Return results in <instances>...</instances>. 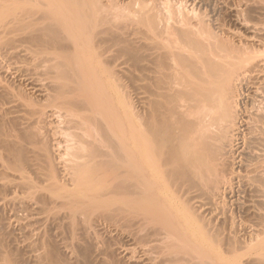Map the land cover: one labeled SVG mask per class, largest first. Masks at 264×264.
I'll return each instance as SVG.
<instances>
[{
    "label": "bare ground",
    "instance_id": "obj_1",
    "mask_svg": "<svg viewBox=\"0 0 264 264\" xmlns=\"http://www.w3.org/2000/svg\"><path fill=\"white\" fill-rule=\"evenodd\" d=\"M2 1H5L6 3L10 1L8 3L9 5L0 3L1 6H5V8L8 6L10 7V5L13 3H17L15 4L16 6L14 4L13 5L16 7L17 11L20 10L21 14H17V12L12 14L14 11L13 5H11V7H13V11L8 10V12H11L9 14L5 13L6 9L0 6V8L4 10V13H0V26L2 24L4 25H2L3 27L0 28V46H4H1L0 52H5L11 47V52L12 50H15V54L14 52L12 53L16 57V54L22 47L24 50L21 48V52L25 53H22L23 55L20 53L21 56L23 57L24 55L26 56V54H28L27 57L31 56V59L35 58L34 60L30 61L29 57H23L25 60L27 59V62L28 60L30 63L33 62L31 65H34L36 60L42 64L44 63L43 65L40 64L44 68L41 66V68L37 69V71L40 70V73L47 76L46 71L48 70L47 73L49 76H47L49 78L47 87L45 84H47L48 79L46 82L43 75L41 77L44 79H39L42 81L44 80L43 83L46 82L45 84L41 83V81L37 78V80H35V77H40L39 75H41L37 71L36 73L38 74H35V67L33 69V80L31 76L33 68L32 66L30 71L31 73L25 75V77L29 75L28 77L32 81V90L35 89L34 91L38 92L40 95L38 98L41 97L43 100V102H38L43 104L42 105L40 103L42 107H40V104H36V108H34L35 106L31 104V101L29 103L28 100V104L25 102L29 98L23 96L25 98L22 101L21 96L23 94L20 90L19 94L13 93L15 90H13L10 86L11 90H13V92H11L8 86L9 84H4V82H2L4 79L0 76L2 79V81H0L1 96L3 98L5 97L4 99H6L8 96L14 100V103H12L10 100H7L8 104L12 103V106L9 105L12 107H9V110H6L8 108L6 107L8 106L6 103L2 105L4 107L0 106L3 109L5 108L6 113H10H7L9 114L10 118L6 117L7 119H10V121L6 120L10 122L8 123L10 127H12V121H15L14 119H16L17 116L20 117L23 111L25 112V115L23 117L21 116V118H24L25 116L27 117V115H32L31 117L28 116V118L25 120L26 123H22L21 121L24 120L19 118L21 119L20 121L17 118L20 121H17L19 124L22 123L27 125H23V127L26 126L28 128L29 125H32L31 128H28L30 130L27 128V130L25 128V130L19 128V130H17L15 127H19L18 124L15 125L17 122L13 124L14 127L12 128H10L9 125L2 123L3 120L5 123H7L5 121L6 118L3 119L6 114L5 112H1L2 110L0 111V113H3V115L5 114L4 116L2 114L0 115V179H2L4 176L5 180L7 181L8 177L13 176L17 180L14 186L28 191V198L24 197L21 200L19 197L14 196L17 197V199L12 198L9 200L8 205L11 204L10 206L15 208L17 207V209L21 208L22 211L24 210L28 212V214H35V216L32 214L29 215V219V216L24 218L25 220L22 218L25 222L22 221L21 223H24V225H19L21 223H17L20 226L19 229L23 230L20 231L23 233L25 231L29 239V236H32L33 233L36 235L38 226L39 229L43 228L44 226L45 228L56 226V229L60 226H64L66 227H63L65 230L68 229L67 234H70V240H74V242L69 241L71 242V246H75L73 243H75V239L78 238L77 233H81V231H83L86 234L85 236L92 238L93 242H96L95 244L98 247L101 244H97V242L99 243V241L102 240L100 237H102L104 233H106L105 236L107 234V236H113L114 232L112 230L128 229L127 231H130L131 229L136 228L139 235L143 237V241H147L146 243H148L150 240L152 241V244H156L155 246L150 244L148 246L149 248L146 247V253L149 257H153V255H155L153 259L148 261L152 264H264V213L261 212L262 210L264 211V208H262V206L260 207V214L257 213L259 214L258 220L260 221L258 223L256 222V228L258 230L254 227V230L256 229L257 231H252L254 233L247 243L249 245H246L250 247L248 249H252V247L255 249L254 252L251 250L253 253H250L251 251L248 252L249 250L247 247H242L240 240H233L235 244L230 243L232 242L230 241L229 243L231 245L228 243V247L227 243L221 242V240L224 241V239H226L227 232L222 234L224 230L220 227L223 226V222L221 225H219L221 222L220 219V222L218 223L220 227L215 225L217 220L215 223L213 222L214 224L212 221V224L210 223L212 226H215V228L209 223L207 224L211 226L212 229L214 228L213 231L217 228H219V230H223L222 232L220 230L219 234L222 236L224 235L225 238L224 236H221L222 239H219V243L221 242L226 244V247L223 248L218 245L220 247V249H218V246L216 245L218 241L217 238H221L219 236L215 238L218 235V232L214 234L216 235L214 237L213 234H210L211 231H206V229H203L202 227L201 229H203L205 233H200L202 231L200 230V227L204 226L205 228V225L203 224L205 222L202 223L203 225L200 222H202V220L206 221L209 219L207 216L209 215L210 217L211 211L209 212L208 210H212L214 208L213 206L216 207V205H213L212 203L214 202H212V207L208 208L210 202H207L208 204L206 203V198H208L205 197L208 195L206 192V195H204L206 201L204 202L202 200V202L203 204H207L206 209L209 214L207 215L204 212L205 205L202 206L204 209L199 206L202 210H204L202 211L200 209L201 212H204L202 214L199 212V209L196 210L198 205H195L197 202L195 199L197 196L194 195L197 193V191H199V194L202 195V193H200L201 191L203 192L204 190L206 191L211 189V192L212 190L214 191V193H211L212 195L216 194L218 197L222 195L228 198L227 195L231 197L230 195H233L236 189L240 190L241 187L235 188V181L240 177H235V168H233L235 163L232 161L231 155L233 151L236 150L237 146V148H240L239 143L243 141V148L247 145V148L249 149L247 150L246 148V153L250 152L248 157L243 152L245 148L242 151V148L238 149L242 152L243 156L245 155V157L249 158H247L249 163L247 164L249 166H247V164L245 165L247 161L244 162V165L249 168L248 169L245 167L246 172H248L246 173L247 182L245 181V183H247L248 188L250 186L256 193L260 194L263 199L259 198L258 201H260V204H263L264 207V201H261L264 200V29H257L259 30V34L262 33L261 36L254 34V31H257L256 27L254 26L256 24H253L255 21L253 23L251 21L249 23H252L255 27V29L253 28L254 30H251L254 32V37H252L253 35L251 36L252 38L246 37L249 36L247 33L246 35L243 34L245 35L244 37H246L243 38V35L241 36L240 32L236 31L239 35L236 33L234 34V29L233 32L232 28L229 27V31H227L223 25L218 23L220 28H218L219 31L217 32L206 22V17L209 15H205V18L202 16L204 11L203 14L199 13L200 16L198 17H196L194 15L195 13H193L196 18L192 15L194 17L192 22L190 19L191 16L185 13L186 7L184 6L185 9L181 7L183 6L182 3H180V6L179 3L178 5L175 3V5L179 7H171L174 5V0L172 1L173 5L171 6V3L169 4L166 2L169 4L168 6L171 7L170 11L172 15L170 12L166 11L167 6L163 8L159 3V7L165 9L162 11L168 12H165L167 14L166 17L169 16V20L173 17L171 19V24H169L168 22L170 21H168L167 25H162L163 27H160L159 23H157L161 21L157 20V15L159 14L158 10H160V8H158L157 4L154 2L158 8V14H156V11H154L155 9H150L148 11L146 9V11H142L143 9L147 8L145 5L148 2L146 1L147 3L145 5L142 4L143 6H139H142L143 8L139 9L142 11V14L140 13V15L142 16L141 24H143L140 25L145 26L143 27L144 34L146 32L145 28H147L146 30H148L147 32L150 34L146 32V34H148L147 36L145 34L146 38L143 35L145 40L143 37H141L144 40L142 43L143 46H141L140 41L142 39L139 40L138 34L141 33L142 29L140 33H136L138 42L135 40L136 36L134 32L136 30L139 32V28H137L136 25L138 22H140L137 21L138 18L140 20V11H135L139 16L136 15V18L132 17V20L136 21L134 22L136 25L130 19L134 24V27L130 20L127 21L129 22V25H132L133 28L129 26L126 29V24L128 23H125L124 25L120 22L118 23L121 25H119V27L118 24L115 23L121 19L122 15L120 18L117 17L120 15L119 12L122 10L117 7L115 13L119 9L118 13H113L114 11L110 9V6H113L114 0H30V2L26 0L28 5L26 1H24L26 5L22 3L25 6L20 4L21 0H19V3L16 0L14 2L12 0H1L0 2ZM156 1L158 2V0ZM133 2L136 3L135 1ZM151 2L153 3V0ZM162 2L163 1H161V3ZM245 2L249 3L248 0H245ZM256 2L257 1L253 3ZM262 2L264 1L259 0V3ZM115 3V7L111 8L114 9L116 6H118L117 2ZM138 3H140V0ZM154 3L151 5L152 7L155 5ZM234 3H236L235 0ZM164 4L162 3V6H164ZM236 4L234 7H236ZM251 4H249L250 7ZM18 5L20 9L17 8ZM148 7L151 8L149 4ZM238 7H241V5L239 6L238 4ZM254 8H257V6ZM107 9L111 11L109 12ZM260 10L261 9L257 11L259 12ZM162 11L160 14H162ZM254 12H256V10ZM110 13H113L114 16L110 15ZM239 13H237V16H239ZM163 14L160 17L163 18L165 16H163ZM169 14L172 16L171 18ZM258 14L259 13H257V15ZM115 15L118 16L116 17ZM228 15L229 14H227V16ZM262 15H264V13L258 16L262 18ZM111 16L116 18H111ZM242 17L243 16H241V18ZM247 17H243L242 20ZM220 18L222 20L224 17L222 16ZM112 19H114V22ZM251 19L252 18H249L248 20L250 21ZM172 20L174 21L172 22ZM212 20H215V18ZM217 20L218 19L216 18V22L214 21L216 24ZM226 20L227 19L225 18V21ZM146 22H149L148 26H146ZM162 22L160 23L162 24ZM246 23L248 25V22ZM262 23L263 21L260 24ZM224 24L226 23L224 22ZM140 25L138 24V27ZM247 25L244 27H247ZM263 25L264 24H262V26ZM256 26H258V24ZM217 27L215 29H217ZM128 29H131V32H134V34L132 35L129 33L130 31ZM132 29L134 31H132ZM125 30H128V34H130V36L128 34L126 35L127 37L125 36V33L127 32ZM230 31H232L233 34L230 33ZM141 34L140 36H142ZM129 37L131 41L134 39L132 43H138H134V46L135 44L136 46L138 45L137 47L140 46L139 48L141 49H138L140 52H142L141 50L143 49V59L139 58L138 60L139 51L137 52L138 57L133 55L136 54L134 52L137 49H135L134 52L131 50L134 48V46L131 48L132 44L131 41L128 40ZM16 46L21 47H17V49ZM2 48H6V50H3ZM16 50H18L17 53ZM114 51L117 53L113 54ZM4 52H1L3 53L2 57H6ZM7 52H5V54L13 56L12 53L9 54ZM20 54H17V56H20ZM112 54L115 55L116 58H114ZM128 55L133 56V59L131 58L130 62L132 60H136L137 57L136 62H129L131 66L133 63L135 64L140 61L138 65L133 64L132 68L136 69L135 66L139 67V64H141L143 61V114L141 112V115L139 113L140 111L136 113L139 117L134 116L136 111L133 113L131 108L130 110H126L128 111L127 113L131 111V115H129L130 113L127 114L126 112H121L118 108L120 107V100H123L125 97L127 98V95H129L128 93L125 94L124 92V95L126 96L121 98L120 95L123 92H119L120 89L125 88V84L122 81L125 80L124 77L128 76L127 74L129 73H126L125 71L130 70V65H128L129 68L126 66L129 64L128 62L126 65H122L121 59L123 60V58L121 57L125 56V59ZM11 56L9 57L11 58ZM134 56H136L135 59ZM9 57L7 56L5 61L12 62L11 60L15 59L14 57L10 60ZM113 58L115 60H113ZM117 58L121 62L118 64H120L119 69L123 68L122 72L118 68V70L115 68L119 67V65L116 66L118 62H116ZM110 59L114 63H112ZM127 59L129 58H126L125 61H129ZM125 61L123 60L124 64L126 63ZM38 62H36L37 68H39ZM109 63L115 66L114 69L111 68L113 65L111 66ZM29 64L27 65V68ZM45 64L49 65L47 66L48 68L44 66ZM21 66L22 69L26 68L24 65ZM16 68L14 71H16ZM45 68L47 69L45 70ZM13 69H11V71ZM22 69L20 70L22 71ZM43 70L45 74L42 72ZM0 71H2L1 68ZM25 71L27 72V70H24L23 74L26 73ZM15 73H17V71ZM122 73L125 75L124 77L122 76ZM120 74L122 77H120L121 83L119 81ZM117 81L119 82V86H123V88L119 87L118 85H115V87L118 86L119 88L113 87L114 82L115 84H118ZM4 85L8 86L9 89ZM45 86L47 88H45ZM48 90L51 92H48ZM3 94L6 96H3ZM17 95L18 98L16 97ZM19 99H21V101L24 103H21ZM18 100L20 102H18ZM128 100L130 101V97ZM128 100L126 99L125 101L127 102ZM126 102L125 104L127 105L131 104ZM30 104L34 109L29 110L27 108L28 106L30 107ZM250 104H252V106L251 108H248ZM15 110H20L21 112L19 111V114H15L16 112L12 113ZM11 113L17 116H12ZM140 115L143 116L142 125H140L141 122L138 121L142 119V117L140 118ZM11 117H14L13 120H11ZM137 117L140 119H137ZM51 123L53 126L55 124L57 125V130L54 132L56 133V137L64 135L62 137L63 141L61 144L66 145V149L63 148L62 145H57L56 143L58 142L55 140V143L54 141L53 143L56 144V146H61L67 153L66 156L70 157L68 159L67 157L64 158L63 155L65 153L63 154L64 151L61 152L63 149L61 150V147H57V149L59 148L61 152L59 153L63 154L62 157L58 152H56V154L58 153L60 155V162L64 159L61 162V165L59 162L60 170L57 168L58 166L56 167L55 164H53L55 163L53 159L58 156L54 154L56 156L52 158L54 156L53 149L55 150L56 147L53 146L52 149L50 147L51 145L49 146V142L53 140L54 136L53 134H51V136L49 132L53 128L50 126L52 129L50 128L49 130L48 128L47 130H49V132L46 130H41L42 126L46 127L49 124L52 125ZM22 124L20 125V128H22ZM3 125L5 127L8 126L11 132L14 128L18 132L21 130L22 134H20L22 137H24V139H26V141L21 138V135L18 132H14V130L13 132L17 134L15 135L14 133H11L13 135H11L12 137L9 138L10 135L8 134H10V132L8 134L6 133L7 130L9 131V129L6 130ZM32 127H37L38 130H33ZM43 128L44 127H42V129ZM40 131H43V133ZM57 131H61L60 136H58ZM243 131L246 132V135L244 133L242 134ZM46 132L49 133L48 136L52 137H50V141L48 140V136H46ZM13 136L16 140L21 138L23 144L27 145L28 141L30 143L29 145L32 146H30L31 148L40 146L41 149H38V151L36 150L37 152L40 151V154H36L35 150L34 153L36 155L33 153L35 157L28 154L27 152L31 153L33 150L29 148L25 149V146L24 148H22L23 146L20 147L22 142L18 141H21V139H18L17 141L13 140ZM129 136L130 139H133L131 142H134V145L128 141ZM29 145L27 147H29ZM38 147H35V149ZM40 155L44 160L39 158ZM36 157L41 159L43 162L39 164L40 161L38 160L39 162L36 163L37 161L33 160ZM242 159L244 158L242 157ZM245 160L246 159H244V161ZM28 163L30 166H32L31 169H34L36 175H39V172H37L39 169L44 170V166H46L48 170L47 171L45 168L46 174L42 176L41 174L44 171H41L42 173L40 172V175L42 176L40 185L37 182L36 184H34V182L32 183L26 176H24V167H26L25 164ZM28 165L27 167L30 168ZM51 165H54L55 169L54 166L52 168ZM12 170H15V173L16 171H19L22 173V175L19 176L17 174L14 176L11 173ZM6 181H2L3 183L0 182V190L4 189L1 190L2 192H4L6 189L12 188L13 184L10 183L12 185L9 186L8 182ZM236 183L242 184L241 182ZM240 184L239 186H241ZM251 190L252 189H250V192ZM238 192L239 191H236V193ZM240 192L242 193V190ZM240 192L238 194H240ZM25 194H27V192ZM248 194L250 193L244 194V198ZM200 195L198 196V201L201 199H199ZM212 195L211 197H213ZM216 195L214 196L215 198ZM252 196L255 195L253 194ZM211 197L209 200L212 199ZM217 198L215 199V203ZM30 199L34 201V203L29 201ZM214 199H212V201H214ZM243 199L241 201H244ZM194 200L196 202H194L195 204L192 202V204L196 206L195 207L193 205L199 216L204 214L207 215L205 220L203 218L201 219V216H198V219H201L198 229H194L197 227L195 224L197 222V217L194 219L196 212L193 213L190 208H193V206L192 204L191 206L189 205L190 202ZM224 200L219 201H223L224 203L228 201ZM200 201L199 205L202 203ZM238 202L242 203L239 200ZM251 202L255 201L252 200ZM256 202L253 204L255 205ZM229 203H232L231 200L227 202L226 205L228 204L229 206ZM235 203H237V201L232 204ZM239 203L235 205L238 206ZM246 204L247 203L243 205L244 208L248 205ZM257 204L258 206H255L256 209L259 210L260 208L258 209V207L260 204L259 202ZM40 205H42V208ZM224 205L225 204L222 206L220 205L222 208L218 207L217 210H227L226 207L228 206L225 207ZM237 206H235V208ZM240 206L242 207V205ZM240 206L237 209L239 211L241 208ZM186 207H188V210ZM250 207L253 208L252 205H249V209H251ZM231 208L234 207L232 206ZM242 208V212H246V209L248 211V207H246V209L243 208L244 210ZM32 211L36 212L34 213ZM37 211L39 213H37ZM189 211L190 214L192 212L193 217L189 214ZM248 212L246 214H249ZM216 213L217 212H215L214 215ZM238 213L241 214L240 212ZM251 215L252 213L250 216ZM254 215L251 216L253 221H255L253 217ZM250 216L248 215V220L250 219L249 221L251 223L252 220L249 218ZM226 217L222 219L224 220ZM18 220L16 222H18ZM210 220L212 219L210 218L208 221L210 222ZM253 221L252 223L254 225ZM233 223L235 224V221ZM244 223L245 221L243 222V225ZM234 224L232 227L230 226L232 230H234V227H238V224H236V226H234ZM246 224L247 223H245V225ZM47 225L49 226L47 227ZM8 226L7 228L9 229ZM249 226L250 224L248 225V228ZM12 227L13 226L11 224V228ZM250 227H252V224ZM77 228H80L79 230L81 231H78ZM236 228L235 230L238 231L239 228ZM212 229L210 228L208 230ZM226 229L230 228H225V231H228V234H230L229 232H233L231 229ZM248 230H250V228ZM62 231L64 232V230ZM101 231H104L103 234ZM135 231L132 233L133 235L135 234ZM39 232L40 234L37 233L39 234L37 237L40 240L39 243L41 242L39 247L37 246L38 244H34L36 241H38L37 238H35L36 241L34 239L35 242L33 241V244L36 246L29 244V246L27 245L28 247H22L23 252L26 249L30 251L29 253H32L33 256L28 259V261L24 259L22 264H76L78 262L72 251H68L72 249L70 248L71 246H68V249L65 248L67 252L70 253L69 254L65 251V253H67L65 260L63 257L65 254H61V249L58 248L60 245L55 244V241L57 240H55V243H53V240L50 239V236V240H48L47 230L46 232L44 231L47 234L46 238L43 236V231ZM111 232H113V234H110ZM131 232L132 231H130V233ZM140 232H145V234L142 235ZM84 233L81 235L82 237L84 236ZM138 233L135 235L136 239L138 238L139 240L141 236L138 237ZM236 233L238 234L237 236H240L239 232H235L234 234ZM99 234L102 235L100 236ZM133 235L131 237V235L129 236L127 233L128 237L133 238ZM97 236L100 237L97 238ZM229 236L230 235L227 236V240L231 238L232 234L230 237ZM86 237L84 239H80L79 241L82 242L83 240L87 239ZM89 238L88 240L91 243L92 240ZM110 238L108 237V240ZM79 241H76L77 246L81 244L79 247H82V243H79ZM110 242L111 240L108 243L102 242V245L106 243L109 245ZM85 243L83 242V244ZM146 243L144 244L145 246L149 244L148 243L146 245ZM95 244L91 246H94ZM107 244L104 248L103 246L101 247L102 250L108 246ZM244 244H246V242H244ZM141 245H143L142 241ZM215 245L217 247H215ZM150 246L153 248V255H149L148 253ZM108 247L110 250V246ZM94 250H96V248H94ZM99 250L93 251L95 252L93 254L96 255L97 253L100 258L101 255V257H103V253L105 254L106 251L103 250V252ZM110 251H112V248ZM113 251L112 254L115 255V251ZM34 252H37V255ZM24 253L21 251L20 254L23 255ZM26 253L25 255L29 254ZM71 253L75 258L72 259L73 257L71 256V258L68 260ZM106 253L108 254V252ZM130 253L132 252H129L128 254ZM12 255L10 252L7 253L0 251V264H21ZM108 255H110V252ZM104 256L105 257L102 258L104 260L100 258L102 260H100L101 264H110V261L107 262L108 258H106V254ZM134 256L135 254H133V257ZM126 257L128 258V256ZM142 257L140 260H148V258L143 257L144 259H142ZM129 258L132 260L131 256ZM96 259H98V257ZM137 260L139 261V259ZM137 260L133 264H137ZM116 261H114L112 264H116L119 259L117 262ZM122 262L123 261H121V263ZM128 262L132 261L128 260Z\"/></svg>",
    "mask_w": 264,
    "mask_h": 264
},
{
    "label": "rangeland",
    "instance_id": "obj_2",
    "mask_svg": "<svg viewBox=\"0 0 264 264\" xmlns=\"http://www.w3.org/2000/svg\"><path fill=\"white\" fill-rule=\"evenodd\" d=\"M0 1H1V0H0ZM7 1H8V0H7ZM12 1L14 2L15 0H12ZM12 1H11V3H12ZM16 1H18V3H19V0H16ZM24 1H26V0H21L20 4L23 5L22 3H24ZM133 1H135L136 3H134ZM133 1H132V0H118V1H117V0H114V1H113V2H114V3H113V6H110V9H112V10L114 11V12H113V11H112V12H113L114 14H116V13H118L119 9L122 10V11L119 12L120 15H119V16L117 15L118 17L115 15L117 18H120L121 15H122V17H121L122 20H121V19H120V20L118 19L119 21L116 22L115 24H118V23L120 22V23H122V24L125 25V23H128V24H126V29H127L129 26L132 27L131 24H133L134 22H136L135 20H132V17L136 18L135 16L138 14V13H136V12L140 11L139 9H143L142 6L145 5L147 2H148V3L145 5L147 8H145V6H144L145 9H143L142 11H144V10L146 11V9H147V11L150 10V9H155L154 11H156V14H158L157 10H158V8H160V7H159V3H160V5H161V7H163V8H165V6H167V8H166L167 10H166V11L170 12V14H171V11H170L171 7H175V6H176V7H179V6H180V3H182L183 6H181V7H183L184 9H185V7H186V9H185L186 12H185V11H184V12H185L186 14H188L189 16H191L190 19H191L192 22H193L195 16H196V17L200 16L199 13H202V14H203V11H204V14H203L202 16L204 17L205 15H206V16L209 15L208 17L205 16V17L207 18V20H206V19H205V20H206L207 24H209L210 27H211L212 29L214 28V30H216L217 32L219 31V29H218V28H220L219 26H220V25H223V27L226 28L227 31H229L228 29H229V27H230V28H232V31H233V29H234V31H235V32L233 31L234 34H235V33L238 34V32H240V34H241V36H242L243 34L246 35V34L248 33L247 35H249V36H246V37L252 38V37H254V35H253L254 32H255L254 34H256V35H257V34L260 35V36L262 35V33L259 34V32H258L259 30H257L258 28H260V29H261V28L264 29V25L262 26V24H264V17H263L264 15L261 16L263 19L260 18V17L258 16V15H261V14L264 13V12H263V11H264V9H263V8H264V5H263L264 2H262L263 4H262V3H259V0H254V1H253V0H251V1L248 0L249 3H248V2L246 3L245 0H244V3H243V0H235L236 3H238V2L240 1L238 4H239V6L241 5V7H238V4L234 3V0H174V1H173V0H171V1L169 0L170 2L167 1V0H158V2H157L156 0H155V1L153 0V3L155 2V3L157 4V7H158V8L156 7V4H155V3H154L155 5H154L153 7L151 6V5L153 4V3L151 2L152 0H151V1H150V0H149V1H148V0H140V3H141V4L138 3L139 0H138V1H137V0H133ZM141 1H144V2H141ZM146 1H147V2H146ZM161 1H163V2H162L163 4L165 3L164 6H162ZM164 1H165V2H164ZM172 1L174 2V5H173ZM214 1H215V2H214ZM237 1H238V2H237ZM246 1H247V0H246ZM255 1H257V2H256V3H253V2H255ZM261 1H262V0H261ZM263 1H264V0H263ZM9 2H10V1H9ZM9 2L6 3L5 1H4V2L2 1V2H0V3H1V4H2V3H5L4 5H9V4H8ZM26 2H27V1H26ZM28 2H30V0H28ZM28 2H27V5H28ZM115 2H117V5H118V6H116V8H114V9H115V10H114V9L111 8V7H115V5H114V4H116ZM132 2H133V3H132ZM166 2H168L169 4L171 3L170 6H171V5H173V6L169 7V6H168L169 4H167ZM202 2H203V3H202ZM241 2H242V4H241ZM250 2H251L253 5H252ZM175 3H176L177 5H178V3H179V6L175 5ZM219 3H220V4H219ZM224 3H225L226 5H225ZM1 4H0V6H1ZM13 4L15 5V4H17V3H13ZM13 4H11V5H13ZM24 4L26 5V3H24ZM137 4H139V5H137ZM142 4H143V5H142ZM148 4L150 5L151 8L148 7ZM200 4H201V6H200ZM231 4H232V5H231ZM235 4H236V7H234ZM249 4H251V7H252L253 10L251 9V7H250ZM260 4H261V5H260ZM11 5H10V7L8 6V7H6V8H5V6H4V7L1 6V7L4 8V9H6V10H5V13H8V14H9V13H11V12H8V10L13 11L12 8L14 7V5H13V7H11ZM25 5H23V6H25ZM135 5H136V6H135ZM140 5H142V6L139 7ZM193 5H194V6H193ZM222 5H223V6H222ZM246 5H248V6H246ZM254 5L257 6V8L261 9V10H262V13H261V10L258 12L257 10H259V9L254 8V7H255ZM258 5H260V6H258ZM15 6H16V5H15ZM184 6H185V7H184ZM219 6H220V7H219ZM227 6H228V7H227ZM245 6H246V8H245ZM117 7H118L119 9H118L117 12L115 13ZM168 7H169V8H168ZM199 7H200V8H199ZM225 7H227V8H225ZM237 7H238L239 9L242 8V9H244V10H242V9L239 10ZM260 7H261V8H260ZM2 8H0V13H4V10H3ZM17 8L20 9V8H19V5H18ZM22 8H23V7H22ZM22 8H21V10H22ZM135 8H136V9H135ZM163 8H160V10H161V11H162V10H165V9H163ZM183 8H182V9H183ZM187 8H188V10H187ZM195 8H196V9H195ZM201 8H202V9H201ZM235 8H237V9L239 10L240 13H239L238 10L235 9ZM249 8H250V9H249ZM15 9H16V7H14V11L12 12V14H13V13L15 14L16 12H17V14H19V13H20V10L17 11V9H16V10H15ZM168 9H169V10H168ZM198 9H199V10H198ZM213 9H214V10H213ZM233 9H234V10H233ZM2 10H3V12H2ZM107 10H109V9H107ZM137 10H138V11H137ZM160 10H158V11H159V14H158L159 17L162 16L163 13H164L163 16H164V15H165V16H164L163 18H162V17L159 18L158 15H157V18H158V19H157V18H156V19H157V20H161V21L157 22V23H159V26H160V27H163L164 25H167L168 23L171 24V19L173 18V17L171 16L172 14H171V15L169 14V15H170V18L172 17V18L169 20V19H168L169 16L166 17V15H167L166 13H168V12H166V11L163 12V11H162V14H160V13H161ZM193 10H195V11H193ZM227 10H228L229 12H228ZM236 10H237V11H236ZM255 10H256V12H254ZM110 11H111V10H109V12H110ZM135 11H136V12H135ZM142 11L139 12V15H140V13L142 14ZM189 11H190V12H189ZM191 11H192V12H191ZM197 11H198V13H197ZM222 11H223L224 13H223ZM241 11H242V12H241ZM243 11H244V12H243ZM133 12L135 13V15H134ZM165 12H166V13H165ZM187 12H188V13H187ZM225 12H226V13H225ZM235 12H236V14H235ZM113 13H110V15H113V16H114ZM191 13H192V14H191ZM193 13H195V14H194L195 16L193 15ZM196 13H197V14H196ZM213 13H214V14H213ZM237 13H239V16H237V15H238ZM242 13H243V14H242ZM255 13H256V14H255ZM257 13H259V14L257 15ZM20 14H21V13H20ZM221 14H222V15H221ZM224 14H225L226 16H225ZM227 14H229V15L227 16ZM254 14H255L256 16H255ZM139 15H137V16H139ZM192 15H193L194 17H193ZM220 15H221V16H220ZM233 15H234V16H233ZM113 16H111V18H112ZM130 16H131V17H130ZM219 16H220V17L223 16L224 18H222V20H221V18H220ZM236 16H237V17H236ZM241 16H243V17H247V16H248V17H247L248 19H249V18H252V19L249 21L247 18H245V19H244L245 21H244V20H242L243 17L241 18ZM257 16H258V17H257ZM12 17H13V16H12ZM116 17H113V18L115 19ZM139 17H140V20H139V18L137 17V18H138L137 21H140V22H138L137 25H136V23H134V24H135V25L137 26V28H139L140 30L138 29L139 32H137V30H136L137 28H136V26H135V28H136L135 30H136V31H134L133 29H132V31L135 32V36H136V33H137V34L140 33V31H141V29H142V31H141L142 34L140 33L142 36H140V34H138V38H139V40H140V39H142L141 37H143V39L145 40L146 36L148 35V34H146V32H147L148 30H146L147 28H145V31H146V32H145L146 36H145V34L143 33V27H145V26H141V25H143V24H141L142 16L140 15ZM165 17H166V19H165ZM196 17H195V18H196ZM203 17H201V18H203ZM205 17H204V18H205ZM209 17H210V18H209ZM211 17H212V19L215 18V20H216V18L218 19V20H217V24L215 23V22H216L215 20H212V19H211ZM134 18H133V19H134ZM161 18H162V19H161ZM225 18L227 19L226 21H225ZM235 18H236V19H235ZM237 18H238V19H237ZM256 18H257V19H256ZM114 19H112V21H113ZM130 19L133 21V23H132V21H131ZM163 19H164V21H163ZM239 19H241V20H239ZM255 19H256V20H255ZM260 19H261V20H260ZM124 20H125V21H124ZM128 20L131 21V24H130V25H129V22H127ZM210 20H211L212 22H211ZM220 20H221V21H220ZM235 20H236V21H235ZM115 21H116V20H115ZM162 21H163V22H162ZM165 21H166V22H165ZM168 21H170V22H168ZM173 21H174V20H172V22H173ZM214 21H215V22H214ZM218 21H219V22H218ZM238 21H239V22L243 21V22H241V23H242V24L244 23V24L242 25V24L239 23ZM251 21H252V23L255 21V23H253V24H256V25L258 24V26L254 25V26L256 27V30H257V31H254V32L251 31V30H254V29H255V27L253 26V24H252V23H251V24L249 23V22H251ZM260 21H261V22L263 21V23L260 24V23H261ZM113 22H114V21H113ZM160 22H162V24H161ZM164 22H165L166 24H165ZM167 22H168V23H167ZM213 22H214V23H213ZM221 22H222V23H221ZM224 22H225L226 24H224ZM246 22H248V25H250L251 28H250V26L247 25ZM1 23H2V21H1ZM3 23H4V22H3ZM148 23H149V22H146V26H148ZM150 23H151V22H150ZM218 23H219L220 25H219ZM113 24H114V23H113ZM134 24H133V27H134ZM138 24H139V25L141 24V25L138 27ZM215 24H216V27L218 26L217 29H215V28H216V27H215ZM2 25H3V24H2ZM2 25L0 26V28L4 26V25H3V26H2ZM119 25H120V24H118V26H119ZM127 25H128V26H127ZM162 25H163V26H162ZM245 25H247V27H244ZM116 26H117V25H116ZM120 26H121V25H120ZM120 26H119V27H120ZM225 26H226V27H225ZM123 27H124V26H123ZM123 27H122V28H123ZM131 27H130V28H131ZM133 27H132V28H133ZM141 27H142V28H141ZM245 28H247V29H245ZM253 28H254V29H253ZM124 29H125V27H124ZM226 29H225V30H226ZM244 29H245V30H244ZM249 29H250V30H249ZM128 30L130 31L129 33H131L132 35L134 34V32H133V33L131 32V29H128ZM128 30H125V31H127L126 33L124 32V33H125V36L128 34ZM230 30H231V29H230ZM216 31H215V32H216ZM232 31H230V33L233 34ZM236 31H238V32H236ZM248 31H249L250 33H249ZM260 31H262V30H260ZM217 32H216V33H217ZM245 32H246V33H245ZM257 32H258V33H257ZM147 33H149V32H147ZM149 34H150V33H149ZM250 34H251V35H250ZM128 35L130 36V34H128ZM143 35L145 36V38H144ZM238 35H239V34H238ZM245 35H243L242 37H243V38H246V37H244ZM252 35H253V36H252ZM139 36H140V37H139ZM251 36H252V37H251ZM260 36H259V37H260ZM126 37H127V36H126ZM133 37H134V36H133ZM131 38H132V37H131ZM132 39H133V38H132ZM143 39H142V40H143ZM128 40L131 41L130 37H129ZM135 40H136V41L138 40V39H137V36L135 37ZM142 40H141V41H142ZM144 40H143L142 42L140 41L141 46H143L142 43L144 42ZM130 41H129V42H130ZM133 41H134V39H133ZM133 41H131V44H132V47H131V48H133L134 43L138 44V43H137L138 41L132 43ZM129 42H128V44H129ZM1 44H2V42H1ZM131 44H130V45H131ZM136 44H135V46H136ZM130 45H129V46H130ZM139 45H140V44H139ZM1 46H2V45H1ZM1 46H0V48H1ZM135 46H134V48L131 49V50H133V52H134V50L137 49V50H135V52H134V53H136V54H133V55H136V56H137V52H138L141 48H139L140 46L137 47L138 45L136 46V48H135ZM2 47H4V46H2ZM7 47H8V46H7ZM14 47H15V46H14ZM14 47H13V49H14ZM17 47H18V46H16V48H17ZM19 47H21V46H19ZM19 47H18V48H19ZM18 48H17V49H18ZM21 48H22V47H21ZM21 48L19 49L20 52H19L18 50H16V53H17V51H18L17 54L25 53V52H21L22 50H24V48H22V50H21ZM2 49H3V50H6V48H2ZM2 49H1V50H2ZM7 49H8V48H7ZM11 49H12V48L10 47V48H9L8 50H6L5 52L8 51L7 53H9V54H11L12 52H14V54H15V50H14V51L12 50V52H11ZM138 49H139V50H138ZM113 50H114V49H113ZM141 51L143 52V49H142ZM1 52H4V51H1ZM1 52H0V68L2 69V71H0V74H2V75H6V76H2V75H0V76L4 79V81H2V79L0 78V81L4 82V84H9V85H8L9 88H10V86H11V88H12L13 90L16 91V92H15V91L13 92V90H11V88H10L11 92H13V93H17V94H19V90H20V91L22 92V94H23V95L21 96V97H22V101H23V99H24L25 97H27V98H29V99H27L26 101L24 100V101H25L27 104H28V102L30 103V101H31V104H32L33 106H35L34 108H36L37 105H39L41 102H43V100H42L41 97H40L41 99L38 98L40 95L38 94V92L34 91L35 89L32 90L33 86H31V82H32V81H31L30 78L28 77L29 75L26 76V77H25V75L31 73L30 71H31V66H32V67H33V68H32V74H33V75L31 74V76H32V80H33V79H34V78H33V77H34V71H35V74H38V73H36L37 69H40L41 66H42L44 63L42 64L41 62H38V61L36 60V61L34 62V65H35V66H34V65H31V63L33 64V62L30 63L29 60H28V62L30 63V64H29V63L27 62V59L25 60V59L23 58V57L28 58V57H29V56L27 57L28 54H26V56L24 55L23 57H22L21 54H20V56H21V59H20V56H17V54H16V57H15V55H13V53H12L13 56H11V55H7V54H5V52H4V55H6V57H7V56H8V57L11 56V58H14V57H15L14 60H13V59L11 60V58L9 57L10 60H11L12 62H10V61L7 62V61H5L7 58H6L4 55H3V56H4L5 58L2 57V54H3V53H1ZM133 52H132V53H133ZM142 52L139 51V54H138L139 57L137 56V57H138V60H139V58H142V57H143V53H142ZM31 53H32V52H31ZM114 53H117V52L114 51L113 54H114ZM140 53H141V54H140ZM113 54H112V55H113ZM22 55H23V54H22ZM29 55H30V54H29ZM32 55H33V54H32ZM118 56H119V55H118ZM129 56H130V57H129ZM136 56H134V59H135ZM17 57H18L19 59H18ZM113 57L116 58L115 55H113ZM124 57H125V56H124ZM124 57H121V58H123L124 61L126 60V58H129V59H127V60H129V61H125L126 63L124 64L123 60L119 57V58L121 59V61H122V65H123V66L126 65L127 62L129 63L130 60H131V58H132L133 56L128 55L125 59H124ZM137 57H136V60H137ZM29 58H30V61L35 59V58H34V59H33V58L31 59V56H30ZM114 58H113V60H115ZM3 59H4V60H3ZM132 59H133V58H132ZM142 59H143V58H142ZM8 60H9V59H8ZM110 60H111V59H110ZM110 60H109V61H110ZM136 60H132L130 63H132V62H136ZM140 60H141V59H140ZM22 61H23V62H22ZM111 61H112V60H111ZM111 61H110V62H111ZM117 61H118V62H117ZM141 61H142V60H141ZM36 62H38V67H39V68L36 67V65H37ZM116 62H117V65H116V64H115V65H116V66L119 65V67H115L113 64H112V65H113V66H112V65L109 63V64L112 66V67H111L112 69H114V67H115L116 69H117V68H118V69L120 68V64H118V63H121V62L119 61L118 58H117ZM116 62H115V63H116ZM139 62H140V61H139ZM139 62H138V63H139ZM112 63H114V62L112 61ZM130 63L126 65L127 67H128V65H130V70L125 71L126 73L129 72V73L127 74L128 76L124 77V76L126 75V73L124 72L125 75H123V73H122V76L125 78V80H123L122 82L125 84L124 87L127 88V89L123 88V86H122V87L119 86V82H118V81H117L118 84H115V82H114L113 87H115V85H118L119 87L123 88V89H120V90H119V92H120V91L123 92V93L120 92L121 95L119 94L121 98H123V96H126V95H124V92H125V94H127V93L129 94V95H127V98L125 97L127 100H128V98L130 97V101H129V100H128L129 102L127 101L128 103H131V104H129V105L125 104V102H126V101H125V100H126L125 98H123V100L120 98V99H121V100H120V103H119V106H120V107H118L119 110H120L121 112H124V113L126 112V113H127L128 111H126V110H130V108H131V111H133V113H134V111H136L135 114H134V116H138V114H136V113H138L139 111H140V112H139L140 114H141V112H142V114H143V61H142L141 64H139V67L135 66L136 69H135V68H132L134 63L132 64V66H131ZM138 63H135L134 65H138ZM28 64H29V66H28V68H27V65H28ZM40 64H42V65H40ZM21 65H24V67H26L27 69H26V68H25V69L23 68V69H24V70H27V72H29V73H27V72L25 71L26 73L23 74V73H24V72H23L24 70L22 69V66H21ZM25 65H26V66H25ZM39 65H40V66H39ZM19 66H21V67H19ZM44 66L47 67V66H49V65H46V64H45ZM16 67H17V68H16ZM18 67H19L20 69H22V71H21ZM29 67H30V68H29ZM34 67H35V69H34ZM42 67H43V66H42ZM121 67H122V66H121ZM13 68H14V69H13ZM15 68H16L17 73H15L16 71H14ZM43 68H44V67H43ZM47 68H48V67H47ZM47 68H45V70H46ZM125 68H126V67H125ZM128 68H129V67H128ZM128 68H126V69H128ZM11 69H13V70L11 71ZM17 69H19L20 72H19V70H17ZM28 69H30V70H28ZM33 69H34V71H33ZM118 69H117V70H118ZM126 69H125V70H126ZM41 70H42V69H41ZM119 70L122 72L123 68H121V69H119ZM13 71H14V72H13ZM39 71H40V70H38L37 72H39ZM140 71H142V72H140ZM4 72H5V74H4ZM10 72H11V74H10ZM40 72H41V71H40ZM40 72H39V73H40ZM42 72L44 73V70H43ZM47 72H48V70L46 71V75L48 76V73H47ZM19 73H20V75H19ZM13 74H14V75H13ZM40 74H41V75H39L40 77H35V80H37V79H39V78H40V79H44L43 77H41L43 74H42V73H40ZM44 74H45V73H44ZM17 75H18V76H17ZM13 76H14V77H13ZM35 76H36V75H35ZM37 76H38V75H37ZM43 76L45 77L46 82H47V79H48L47 84H45L46 82L43 83L44 80H43V81L40 80V79H39V80L41 81V83H43V84H45V85L47 86L48 83H49V78H48L49 76H48V77L45 76V75H43ZM7 77H9V78H7ZM46 77H47V78H46ZM120 77H121V74H120V76H119V81H120V79L122 78V77H121V78H120ZM36 78H37V79H36ZM124 78H123V79H124ZM12 79H13V80H12ZM6 80H7V81H6ZM8 81H9V82H8ZM27 81H28L29 83H28ZM124 81H125V82H124ZM2 82H1V83H2ZM21 82H22V84H21ZM117 82H116V83H117ZM120 83H121V81H120ZM123 83H122V84H123ZM13 84H14V85H13ZM2 85H3V84H2ZM4 86H6V85H4ZM8 86H6V87L8 88ZM17 86H18V87H17ZM46 86H45V88L48 87V86H47V87H46ZM118 86H116V87L119 88ZM116 87H115V88H116ZM9 88H8V89H9ZM48 89H49V88H48ZM127 90H128V91H127ZM49 91H50V90H48V92H49ZM126 91H127V92H126ZM35 92H36L38 95H37ZM50 92H51V91H50ZM119 92H118V93H119ZM0 93H1V92H0ZM122 94H123V95H122ZM4 95H5V94H3V96H4ZM15 95H16V94H15ZM20 95H21V94H20ZM20 95H19V96H20ZM5 96H6V95H5ZM23 96H25V97H23ZM128 96H129V97H128ZM16 97L18 98V95H17ZM4 98H5V97H4ZM4 98H3V97L1 96V94H0V101H1V102L4 101L2 104H0V106L4 105V103L8 104L7 100H10L12 103H14V100H13L12 98H10V97L7 96L6 99H4ZM17 98H16V100H17ZM36 99H37V100H36ZM19 100L21 101V99H19ZM19 100H18V102H20ZM28 100H29V101H28ZM22 101H21V103H24V102H22ZM27 101H28V102H27ZM39 101H41V102L38 103ZM1 102H0V103H1ZM32 102H33V103H32ZM127 102H126V103H127ZM12 103H9L8 106H6V107H8L6 110H9L10 108H12V107H11V106H12V105H11ZM6 104H5V105H6ZM31 104H30V107L27 105V106H28L27 108H28L29 110L34 109L33 106H32ZM36 104H37V105H36ZM41 104H42V103H41ZM41 104H40V107H42V105H43V104H42V105H41ZM9 105H11V106H9ZM15 105H16V104H15ZM126 105H127L128 107H127ZM248 105H249V104H248ZM13 106H14V105H13ZM125 106H126V107H125ZM251 106H252V104H250V106H248V108H251ZM2 107H4V106H2ZM9 107H10V108H9ZM40 107H38V108H40ZM252 108H253V107H252ZM122 109H123V110H122ZM1 110H2V111H1ZM6 110H5V108L3 109V108L0 107V111H1V112H5V114H6V116H5L3 119H5L6 117H9V114H10V113L7 112V113H9V114H7V113H6ZM19 111H20V110H19ZM19 111H16V110H15V111H13L12 113H15V112H16L15 114H19V113L21 112V111H20V112H19ZM131 111H129L130 114H129V113H127V114L131 115V114H132ZM12 113H11L12 116H15V117L17 116V115L12 114ZM1 114L3 115V113H0V115H1ZM5 114H4V115H5ZM21 114H22V115H20V117L17 116L18 119L21 118V116L23 117V116L25 115V112L23 111V113H21ZM142 114H141V115H142ZM4 115H3V116H4ZM26 115H27V114H26ZM141 115H140V118L142 117V119L138 118L139 116L137 117V119H140V120H138V121L141 122V123L138 122V123H140V125H142V122H143V116H141ZM28 116H29V115H27V117L25 116L24 118H21V119L25 121V120L28 118ZM31 116H32V115H31ZM31 116H29V117H31ZM134 116H133V117H134ZM9 118H10V117H9ZM11 118H12L11 120H13L14 117H11ZM17 118H16V119H17ZM134 118H136V117H134ZM16 119H14L15 121H12L13 124H14L15 122H17V121H18V122L21 121V119H19L20 121H19L18 119H17V120H16ZM6 120H9V121H10V119H7V118L5 119V121H6ZM141 120H142V121H141ZM9 121H6L7 123H5L4 120H3L2 123H4L5 125H9V124H8V123H10ZM24 121H21V122H22V123H26V121H25V122H24ZM18 122L15 123V125H16V124L19 125V127L15 126L17 130H19V129H24V128L26 129V128H27V127H26V126H27L26 124H22V123L19 124ZM138 123H137V124H138ZM13 124H11L12 127H14ZM21 124H22V126H21L22 128H20V125H21ZM51 124H52V123H51ZM135 124H136V123H135ZM23 125H26V126L23 127ZM140 125H138V126H140ZM3 126H4V125H3ZM31 126H32V125H29L30 128H31ZM33 126H34V125H33ZM50 126H51L54 130H53ZM54 126H55V127H54ZM54 126H53V124H52V125L49 124V125L46 126V127H45V126H42V127H44L43 129H42V127H41V130H44V131L46 130V131H48V132H49L50 128L52 129V130H50L49 133H50V135H51V134L54 135V136H53V140L50 141V137H51L52 135H51V136H48V135H49L48 132H46L47 135H46V133H45V135L48 136V140L50 141V142H49V146L51 145V146H50L51 148H52L53 146L56 147L55 150L52 148V149H53V155L56 154V152H58V153L60 152L59 148L57 149V147H61V146H56V144H57V145H62V144H61L62 141H63V138H62V137L64 136V135L60 136L61 131H60V132L57 131V132H58L57 134H58V136H60V137H56V135H55L56 133H54V132H55V130H57V128H56L57 125L55 124ZM4 127H5V126H4ZM4 127H3V128H4ZM7 127H8V126L5 127L6 130L9 129L10 125H9L8 128H7ZM12 127H10V128H12ZM29 127H28V128H29ZM34 127H35V126H34ZM34 127H32L33 130L37 129L38 125H37L36 128H34ZM18 128H19V129H18ZM28 128H27V129H28ZM45 128H46V129H45ZM48 128H49V130H47ZM16 129H15V128L13 129L14 132H18ZM25 129H24V130H25ZM27 129H26V130H27ZM142 129H143V128H142ZM13 130H12V132L10 131V129H9V131L7 130L8 132L6 131L7 134L10 132V134H8V135H10V137L8 136L9 138L12 137L11 135H13V134H11V133H14ZM28 130H30V129H28ZM31 130H32V129H31ZM37 130H38V129H37ZM243 130H244V129H243ZM40 132H41V131H40ZM52 132H53V133H52ZM18 133H19V134H20V133L22 134L21 130H20ZM41 133H43V131H42ZM243 133L246 135V132H245V131H243L242 134H243ZM14 134L16 135L17 133H14ZM21 134H20V135H21ZM15 135H14V136H15ZM43 135H44V134H43ZM45 135H44V136H45ZM130 135H131V134H130ZM14 136H13L12 139H13V140H16V139H14ZM54 137H56V138H54ZM15 138H16V136H15ZM17 138H18V136H17ZM21 138L24 139V137H22V135H21ZM21 138H20V139H21ZM51 138H52V137H51ZM59 138H61V139H59ZM65 138H66V136H65ZM131 138H132V137H131ZM245 138H246V137H245ZM18 139H19V138H18ZM18 139H17V140H18ZM20 139H19V140H20ZM57 139H58V140H57ZM17 140H16V141H17ZM24 140L26 141V139H24ZM54 140L57 141L58 143L54 144V143H55ZM59 140H60V141H59ZM25 141H24V142H25ZM53 141H54V143H53ZM64 141H65V139H64ZM128 141H130L131 144L134 143V142H131V141H133V139H130V136L128 137ZM18 142H22V139H21V141H18ZM59 142H60V144H59ZM63 143H64V142H63ZM136 143H137V142H136ZM240 143H241V144H240ZM240 143H239V145H240L239 147L242 148L241 151H242L244 148H245V150H246L247 145L243 148V146H244L243 141L240 142ZM20 144H21V143H20ZM29 144H30V143H29L28 141H27V145H26V144H23V142H22V144L20 145V147L23 146L22 148H24V146H25V149H26V148L32 149L33 151H32V150H31L32 152L30 151L32 154L29 153V152H27V153L30 154V155H32V156H34V157H35L36 154H38V153L40 154V151L37 152L38 149H39V150L41 149L40 146H39V147H38V146H35V147H38V148L35 149V147H34V148H31L32 146L29 145ZM245 144H246V143H245ZM28 145H29V147H27ZM133 145H134V144H133ZM242 145H243V146H242ZM30 146H31V147H30ZM62 147L66 149V145H62ZM62 147H61V150L63 149ZM237 147H238V146H237ZM237 147H236V150L233 151V153H232L231 156H232V161H234V163H235V166L233 167V168H235V177H236V176H237V178L240 177L238 180L236 179V181H235L236 186H235V184H234V186H235V188H237V187L240 188V187H241L240 190H239V189H236V191H239V192L242 190V193L240 192L241 195L238 194L239 192L236 193V191H234V194H235V195H234V194H233V195H230L231 197H229V195H227L228 198H226L225 196H222V195H220V197H218V196L215 194V195H216V198L218 197L217 200H216V203H215V199H216V198L214 197L215 195H212V194H211V193H214L213 190H212V192H211V189L206 190V191L204 190V191H205V192L203 191L204 193L201 191L200 193H202L203 196L200 195V194H199V191L196 190L197 193L194 194V195L197 196L196 199H195V200H197V202H196L195 200H194V201H191L189 205L191 206L192 202H193V203L196 202V204H195V203H194V204H195V205H198L197 207L201 206L202 209H204V207H205V209H204L205 211L202 210L200 207L197 208L194 204H192V206L194 205V206L196 207V210H197V209H199V210L201 209V210L204 211L205 214H207V215L209 214L208 211H209V212L211 211V213H210V214H211L210 217H209V215L207 216V215H205V214L202 215V216H204V217H202V216L200 215V216H201V219L203 218L204 220H205V218H207V217H208L209 219L211 218L212 220H210V222L208 221L209 219L206 220V221H208V222L203 221V220H202V222H200L201 219H200V220L198 219L200 216H199L198 212L195 211L194 206H193L194 211H193V208H192V207H190V206H188V207L191 208V211H192L193 213L196 212L195 215H194V216H195L194 219L197 217V218H196V221H197V222L195 223V224L197 225V227H195L194 229H196V228L198 229V228H199V224H200V223L202 224L203 222H205V223H203V224L205 225V228H204V226H201V225H200V226H201V227H200V230H202V231L200 232V230H199V232H200V233H205L203 229H206V231H211L210 234H213V235L216 234V233L218 232V235H217V236L214 235V237L216 236L215 238H217L218 236H219V237L222 236L221 234H219V233H220L219 231L223 228L224 231L221 230V232L223 231L222 234H224L225 232H227V234H226V239H224V241L221 240V242L227 243V247H228V243H229L230 241H232V242H230V243H234V244H235V242H233V240H234V241H235V240H240V242L242 243L241 246H242V247H245V248L247 247V249H248V248H250V247L246 246V245H249V244H247V243H248L249 240L251 239L253 233L256 232V231L258 230V229L256 228V226H257V223L260 222V221L258 220V219H259L258 215L260 214L259 211H261V208H260V207H261V206H262V208H264V207H263V204H260V201H258L259 198H260V199H263V198L260 196V194L256 193L252 187L249 186V188H248V187H247V186H248L247 183H245V181L247 182V178H246V175H247V174H246V173H248V172H246V168H248V167H246L245 165L248 163V159H249L248 157H249V153H250L249 151H248L249 153H246V152H247V150H249V149L247 148L246 151L243 150L244 154H246V156H248V157H245V155L243 156L242 152H241L240 150H238V149H240V148H237ZM29 149H28V150H29ZM52 149H51V150H52ZM28 150H27V151H28ZM34 150H35V151L37 150V151L35 152L36 154L34 153ZM56 150H58V151H56ZM63 151H64V149H63L61 152H63ZM54 152H55V153H54ZM61 152H60V153H61ZM33 153H34L35 155H33ZM58 153L56 154V155H58V156H56V155L53 156V155H52V156H53L52 158H54V157L56 156V157L53 159V161H55V163H53V164H55L56 167L58 166L57 168L59 169V168H60V165H61V162L64 160L63 158H61V159H63V160H61V162H60V159H59L60 157H59V156H60V155L62 156V155L65 153V154L63 155L64 158L67 157V159H68V158H70V157H69V156H66L67 153H66L65 151L63 152V154H60V153H59L60 155H59ZM28 154H27V156H28ZM247 154H248V155H247ZM30 155H29V156H30ZM63 156H62V157H63ZM37 157H38V156H37ZM37 157H36L35 159H33V160H34V161L36 160V161H37L36 163H38V162L40 161L39 164H41V163L43 162L42 160H44V159L41 157V155H40L39 158H42V160H41V159H38ZM242 157H243L244 159H246V160L244 161V159H242ZM52 158H51V160H52ZM247 158H248V159H247ZM38 160H39V161H38ZM51 160H50V161H51ZM246 161H247V162H246ZM59 162H60V165H59ZM244 162H246L245 165H244ZM34 163H35V162H34ZM23 164H24V163H23ZM28 164H29V163H28ZM28 164H25L26 167H24V165H23V167H24V169H25L24 172H23V173H24V176H26V177L28 178V180H30L32 183L34 182V184H36V182H37V183L40 185V184H41V181H42V178H41V177L44 176V175L46 174V172H45V168H46V166L43 165V166H44V170H40V169H39V170L37 171V172H39V175H38V174L36 175V173L34 172V169H31L32 166H30V164H29V165H28ZM248 164H249V163H248ZM248 164H247V166H249ZM27 165L30 166V168L27 167ZM51 166H52V165H51ZM53 166H54V165H53ZM53 166H52V168H53ZM55 166H54V169H55ZM47 167H48V166H47ZM245 167H246V168H245ZM26 168H27V170H26ZM41 168H43V167H41ZM49 168H50V167H49ZM49 168H48V169H49ZM14 169H16V168H14ZM248 169H249V168H248ZM248 169H247V171H248ZM16 170H17V169H16ZM32 170H33V171H32ZM46 170H47V168H46ZM59 170H60V169H59ZM41 171H42V172L44 171V172L42 173ZM47 171H48V170H47ZM40 172L42 173V174H41L42 176L40 175ZM11 173H12L14 176L17 175V174H18L19 176L22 175V173L19 172V171H18V172L16 171V173H15V170H12ZM19 176H18V177H19ZM37 176H39V177H37ZM58 176H59V175H58ZM238 176H239V177H238ZM243 177H244V178H243ZM0 178H1V175H0ZM3 178H4V176L2 177V179H0V182H2V181H6L5 178H4V180H3ZM6 178H7V177H6ZM39 178H40V179H39ZM58 178H60V177H58ZM242 178H243V179H242ZM245 179H246V180H245ZM243 180H244V182H243ZM13 181H14V182H13ZM6 182H8V185H9V186L12 185V184H13V185H12V188H10V189H6V190H5L6 192H5V191H4V192L1 191V190H4V189H1V190H0V198H1V199H0V251H1V252H7V253L10 252V254H11V255L13 254L12 256L15 257V258L17 259V261H18L19 263H21V264L23 263V260H24V259L28 261V259H30L31 257H33V256H32V253H29L30 251H28V250L25 249L26 252H27V251H28V252L26 253L25 250H24V252H25L26 254L29 253L28 255H25V253L23 252L22 249H23L24 247H28L29 244H33L34 239L37 238L38 235L40 234L39 231H41V232H42V231H43V232L45 231V232H46V230H47V233H48V240L52 239L53 241H52V240H51V241H52L53 243L56 242L55 244L60 245L59 247H58V246H57V247L61 249V250H60V252H62L61 254H63V255L65 254V256H63L64 258L66 257V254H67V253H69L70 251H72V253H73L74 256L76 257V259L78 260V262H77L76 264H96V263H97V264H101L100 260H101L102 258L105 257V256H104L105 254H106V258H108L107 262L110 261V264L114 263V261H116V260L118 261V259H119V261H118V262L116 261V262H117V263L115 262L116 264H119V262H120V264H123V263H124V264H128V263H129V264H130V263L133 264L137 259H139V261L137 260V261L139 262V264H142V263H143V264H144V263H145V264H149V263H151V262H148V261L151 260V259H153V257L155 256V255L152 254V252H153L152 249H153V248H151V246H150V249H151V250L148 249V251H149L148 253H149V255H150V254L153 255V257L150 256V257H152V258H150V257L148 256V254L146 253V252H147V248H149L148 246H149L150 244H151V245H154V244L151 243L152 241L149 240V241H150V242L148 241L149 244L146 243L147 241H143V240H142L143 237H142L141 235H139V233H138V231H137L136 228L131 229V230H130V231H132L131 233H130V231H127L128 229H127V230H125V229H124V230H123V229L112 230V231L114 232V234H113V232H111L110 234H113L114 239H113V236H107L108 234L105 236L106 233H104V235H103V236H105V237H103V236L100 237V236L103 234V232H104V231H101L102 234H99L100 236H97V238L100 237L102 240H104V241H102V240H100V241H102V242H107V243L111 240V242H110L109 245H108L107 243H106V244H107L108 246H110V250H111V248H112V251H113V250L115 251V255L112 254V251L109 250V247H108V246H107L108 248L106 247L107 249H106V248L103 249L104 251L108 252V254H109V252H110V255H111V256L108 255L106 252H105V254L103 253L104 251L102 250L101 247L103 246V248H104L106 244L102 245L103 243L100 242L99 239H98L99 243L97 242V244H101V245L97 247L96 244H95L96 242H93L92 238L86 237V236H85L86 234H85L83 231L79 230L81 227H80L79 229H78V228H77V229H78V231H81V233L83 232V233H84V236L82 237L81 235H83V233L81 234V233H79V232L77 231V232H78L77 234H78V235L80 234V235H79V236L77 235L78 238L76 237L77 239H75V240L78 242L80 239H84L85 237L87 238V239H85V240H88V238H89L90 240H92L91 243L95 244V245H94L95 247H94V246H91V245H93V244H91L89 240H88V241L83 240L82 242L79 241V243H82V247H79V246H81V244H80L79 246H77L76 241H75V243H73V244H75L76 247H75V246H71V245H70L71 242H69V241H73V242H74V240H70V239H71V236H70V234H67V230H68V229L65 230L64 228H66V227H64V226H62V227L60 226V227L57 228V229H56V226H51V228L53 227L54 229H53V228L51 229L50 227H48L49 225H47L48 228H45V226H44L43 228H45V229H43V228H40V229H39V226H38V228H37L38 230L35 229V230H36V235H34V233H33L32 236L30 235V236H29V239H28V235L25 233V231H24V233H23V232H22L23 230H22V229H19V228H20L19 225H24V223H21V222L25 220L24 218H26L27 216L31 215L32 213L30 212L31 214H28V212H26V211H24V210L22 211L21 208H20V209H17V207L15 208V207H13V206H10L11 204L8 205L9 200H11L12 198H13V199H14V198L17 199V197H19L21 200H22L24 197H25V198H28V196H27V195H28V191H27V190H24V189H20L19 187H15L14 184L17 182V180H16V178H14L13 176L8 177ZM6 182H5V184H6ZM236 182H241L242 184H243V183H245V184L242 185V184L239 183V184L241 185V186H239V184L236 183ZM2 183H3V182H2ZM10 183H12V184H10ZM0 184H1V183H0ZM237 184H238V186H237ZM13 186H14V187H13ZM250 189L253 190V191L251 190V192H252V193L254 192L253 194H254L255 196H252L253 194L250 192ZM8 190H10V191H8ZM11 190H12V191H11ZM22 190H24V191H22ZM234 190H235V189H234ZM243 190H244L245 192H244ZM247 190H248L249 192H248ZM7 191H8V192H7ZM208 191H209V192H208ZM26 192H27V194H25ZM206 192H207L208 195L211 194V195L215 198V199H214L213 197H211V195H209L212 199H214V201H212V199L209 200L210 197H209L208 195L205 196V197H208V198H206V199H207V201H206V199L204 198V195H206V194H205ZM243 193H244V194H246V193H250L251 195L248 194V195H246L245 198H244V196H243L244 194H243ZM236 194H237V195H236ZM199 195H200L199 199L201 198V199H200L201 201L199 200L200 202H202V200H203L204 202L206 201V203H207V202H210V203H209L210 206L208 205V208H211V207H212V204H213V205H216V207L213 206L214 208H213L212 210L210 209V210L207 211L206 208H207V204H208V203H207V204H206V203L203 204V202H202V203H200V205H199V201H198V196H199ZM14 196H17V197H14ZM26 196H27V197H26ZM194 197H195V196H194ZM222 197H223V198H222ZM224 197H225V198H224ZM221 198H222V199H221ZM233 198H237V199H233ZM241 198H242V199L244 198V199H243L244 201H241V200H242ZM250 198H251V199H250ZM218 199H219V200L227 199L228 201H227V200H224V201H227V202H229V201L231 200L232 203H234V202H236V201H237V203H239V202H238V200H239L240 202H242V203H239L240 205H242V207H243V205H245V203H247L248 205L246 204L247 206H245V208H244V207H243V208L246 209V207H248V211H249V212H248L247 209H246V212L243 211V212H245V213L242 214V213H243L242 210H241L242 207H241L239 204H238V206L235 205V204H237V203H235V204L229 203V206H230V204H231L230 208H231L232 206H233L234 208H231V209L229 208V209H228L229 206H228V204L226 205L227 202H225V203H224L223 201L220 202ZM240 199H241V200H240ZM25 200H27V199H25ZM208 200H209V201H208ZM249 200H251V201L254 200L255 202L258 201L259 204H260V206L258 207V209H259V208H260V209H259V210L256 209V206H258V204H257L258 202H256V204H255L256 206H255V205L253 204V203H255V202H251V201H249ZM6 201H8V202H6ZM29 201H32V200L30 199ZM261 201H264V200H261ZM32 202L34 203V201H32ZM212 202H214L215 204L212 203ZM222 202H223V203H222ZM248 202H250L251 204L248 203ZM35 203H36V202H35ZM197 203H198V204H197ZM211 203H212V204H211ZM261 203H262V202H261ZM201 204H202V205H201ZM223 204H225V205H224L225 207L228 206V207H226L227 210H225V211L222 210V209L217 210L218 207H221ZM204 205H205V206H204ZM220 205H221V206H220ZM249 205H250V206L252 205L253 208L250 207L251 209H249ZM202 206H204V207H202ZM235 206H237V207L235 208ZM239 206L241 207V208H240V211L237 210ZM254 206H255V207H254ZM40 207L42 208V205H40ZM43 207H44V206H43ZM188 207H186L187 210H188ZM18 208H19V207H18ZM221 208H222V207H221ZM226 208H225V209H226ZM243 208H242V209H243ZM223 209H224V207H223ZM244 209H243V210H244ZM252 209H253V210H252ZM255 209H256V211H255ZM189 210H190V209H189ZM199 210H198V211H199ZM201 210H200L199 212H201ZM230 210H232V211H233V210H234V211L236 210V211H235L236 213L233 211V214H232V211H230ZM25 212H26V213H25ZM32 212H34V211H32ZM35 212H36V211H35ZM35 212H34V213H35ZM42 212H43V211H42ZM47 212H48V211H47ZM192 212H191V214H190V211H189V214L193 217ZM204 212H201V213L203 214ZM212 212H213V214H212ZM215 212H217V213L215 214L216 216L214 215ZM220 212H221V213L223 212V213L221 214ZM226 212H227V215H226ZM228 212H229V213H228ZM238 212H240L242 215L239 214ZM247 212H248L249 214H246ZM261 212L264 213L263 210H262ZM37 213H39V212L37 211ZM251 213H252V215H254V214L256 213L255 215H257V216H255V215L253 216L254 219H255V221H253V218H251V216H252V215L250 216ZM253 213H254V214H253ZM257 213H259V214H257ZM26 214H27V215H26ZM197 214H198V215H197ZM32 215L35 216V214H32ZM196 215H197V216H196ZM213 215H214V216H213ZM219 215H220V216H219ZM224 215H225V217H226V216H227V217H226V219L223 220L222 218H225ZM243 215H244V217H243ZM248 215L250 216L249 218H251V220L254 222V225H253L252 221H251V223H250V221H249L250 219L248 220ZM198 216H199V217H198ZM206 216H207V217H206ZM222 216H223V217H222ZM220 217H221V218H220ZM20 218H21V220H20ZM22 218H23L24 220H23ZM29 218H30V216L28 217V219H29ZM18 219H19L20 221H19ZM197 219H198L199 221H198ZM219 219H220L221 222L219 221ZM221 219H222V220H221ZM234 219H235V220H234ZM256 219H257L258 221H257ZM17 220H18V222H16ZM216 220H217V221H216ZM225 220H226V221H225ZM233 220L235 221V224L233 223V222H234ZM211 221H212V223H213V222L215 223V221H216L215 225H217V227H218L219 225H221V223L223 222V226H222V227L219 226V227L221 228L220 230H219V228L216 227L217 229L213 231V229L215 228V226H212V225H211V224H212ZM231 221H232V222H231ZM244 221H245V223H247L246 225H245V223H244V225H243V222H244ZM9 222H10V223H9ZM24 222H25V221H24ZM199 222H200V223H199ZM219 222H220V223H219ZM256 222H257V223H256ZM17 223H18V224L21 223V224L18 225ZM26 223H27V219H26ZM26 223H25V224H26ZM208 223H209V224L211 223L210 225H211L212 227H214V228L212 229L211 226L207 225ZM214 223H213V224H214ZM218 223H219V225H218ZM11 224H12V226H13L12 228H11ZM203 224H202V225H203ZM233 224H234V226H236V224H238V227L236 226L237 228H239V227L242 225V226L239 228L240 231H239V230L236 231V230H235L236 227H234V228H233L234 230H232L231 227L233 226ZM249 224H250V226H251V224H252V227H253V230H252V227L249 226V228H250L251 231L248 230V229H249V228H248V225H249ZM8 225H10V226H8ZM239 225H240V226H239ZM7 226L9 227V229L7 228ZM78 226H81V225H78ZM208 226H209V227H208ZM224 226H225V227H224ZM230 226H231V227H230ZM63 227H64V228H63ZM202 227H203V229H201ZM254 227H255L257 230H256V229L254 230ZM60 228H61L62 230H64V232H63ZM210 228H211L212 230H208V229H210ZM225 228H230L231 231H233V232H229L230 234H228V231H225ZM237 228H236V229H237ZM42 229H43V230H42ZM49 229H50V231H49ZM81 229H82V228H81ZM134 229H135L136 231H135ZM230 229H226V230H230ZM20 230H22V231H20ZM55 230H56V231H57V230H58V231L60 230V231H59V232H58V231L56 232ZM117 230H120V231H117ZM116 231H117V232H116ZM123 231H125V232H123ZM126 231H127V233L129 234V236L131 235V237H132V235H133L132 233H134V231H135V234L138 233V237L141 236L142 238L140 237L139 240H138V238L136 239V235H135V234L133 235V236H134L133 238L128 237ZM249 231H250V234H249ZM252 231H254V232H252ZM45 232H44L45 235L43 234V236H45V238H46L47 234H46ZM119 232H120V233H119ZM197 232H198V231H197ZM235 232H239L240 236H237V235H238L237 233L234 234ZM251 232H252V234H251ZM37 233H39V234H37ZM98 233H100V232H98ZM122 233H123V234H122ZM140 233H141V232H140ZM208 233H209V232H208ZM208 233H207V234H208ZM110 234H109V235H110ZM124 234H125V235H124ZM141 234L144 235L145 232H144V233L142 232ZM231 234H232V236H231ZM25 235H26V236H25ZM33 235H34V236H33ZM41 235H42V233H41ZM56 235H57V236H56ZM66 235H68V236H66ZM228 235L231 236V238L228 239L229 241L227 240V238H228L227 236H228ZM235 235H236V236H235ZM250 235H251V236H250ZM49 236L51 237L50 239H49ZM80 236H81V237H80ZM223 236H224V235H223ZM223 236H222V237H223ZM230 236H229V237H230ZM30 237H31V238L33 237V238H32L33 240H32ZM57 237H58V238H57ZM68 237H69V238H68ZM106 237H107V238H106ZM108 237H109V238L112 237V238H110V239L108 240ZM222 237H221V238H217L218 241H217V244H216V245H217V246L219 245V246L225 248V247H226V246H225L226 244L221 243V242L219 243V241H220L219 239H222ZM104 238H105V239H104ZM224 238H225V236H224ZM232 238H234V239H232ZM106 239H107L108 241H107ZM135 239H136V240H135ZM140 239H141V240H140ZM37 240H38V241H36V239H35L36 243H34V244H36V245L38 244L37 246L39 247V244H40L41 242L39 243V241H40L39 238H37ZM55 240H57V241L59 240V241L57 242V241H55ZM134 240H135V241H134ZM225 240H226V242H225ZM245 240H246V241H245ZM35 241H34V242H35ZM54 241H55V242H54ZM94 241H96V240H94ZM136 241H137V242H136ZM141 241H142V244H143V245H144L145 243H146V245L148 244L147 246L144 245L145 248L147 247L146 249L143 247V245H141ZM83 242H84V243L86 242V243L83 244ZM138 242H140V243H138ZM143 242H145V243H143ZM244 242H246V244H244ZM58 243H59V244H58ZM68 243H69V245H68ZM79 243H78V244H79ZM153 243H154V242H153ZM230 243H229V244H230ZM34 244H33V245H34ZM65 244H66V247H65ZM25 245H26V246H25ZM27 245H28V246H27ZM36 245H34V246H36ZM155 245H156V244H155ZM155 245H154V246H155ZM216 245H215V247H217ZM222 245H223V246H222ZM230 245H231V244H230ZM230 245H229V246H230ZM232 245H233V244H232ZM68 246H71L70 248H72L71 250H68L69 252H67V250L65 249V248L68 249V248H69ZM219 246H218V249H220ZM239 246H240V244H239ZM241 246H240V247H241ZM22 247H23V248H22ZM142 247H143V249H144V252H143ZM18 248H21V249H18ZM62 248H63V249H62ZM92 248H93V249H92ZM94 248H96V250H99V249L101 248L100 250L103 251V252H102V253H103V257H101L102 255L100 256L101 259L99 258V256H98L97 253H96V255L93 254V253H95V252H93V251H96V250H94ZM254 248H256V247H254ZM17 249H18V250H17ZM64 249H65V250H64ZM140 249H141V250H140ZM216 249H217V248H216ZM20 250L22 251V253H24V254H23L24 256L20 254V253H21ZM100 250H99V251H100ZM248 250H249V251H248ZM248 250H247L248 252H250L251 250H252L253 252L255 251V249H253V247H252V249H248ZM19 251H20V252H19ZM63 251H64V252H63ZM65 251H66L67 253H65ZM114 251H113V252H114ZM127 251H128V252H127ZM141 251H142V252H141ZM150 251H151V252H150ZM247 251H246V252H247ZM252 251H251L250 253H253ZM129 252H132V253H130V254H132V255L128 254ZM140 252H141V253H140ZM34 253H36V255H37V252H34ZM34 253H33V254H34ZM72 253H71V255H69L70 253L68 254V255H69V258H68V256H67L68 260L71 258V256L73 257ZM145 253H146V254H145ZM153 253H154V252H153ZM133 254H135L134 257H133ZM141 254H142V255L145 254L146 256L143 255V257H144V258H145V257L148 258V260L144 259V258L142 257ZM30 255H31V256H30ZM93 255H94V257H93ZM113 255L115 256V259H116V260L114 259V256H113ZM129 255L132 257V260L129 258V257H130ZM20 256H21V257H20ZM126 256H128L129 259H128ZM136 256H137L138 258H137ZM140 256H141L142 259H144V260H140V259H141ZM147 256H148V257H147ZM75 257H73L72 259H74ZM97 257H98V259H96ZM122 257H123V258H122ZM64 258H63V259H64ZM106 258H105V260H106ZM124 258H126L127 260L124 259ZM135 258H137V259H135ZM123 259H124V260H123ZM134 259H135V261L133 262ZM65 260H66V258H65ZM77 260H76V261H77ZM102 260H104V259H102ZM102 260H101V261H102ZM113 260H114V261H113ZM120 260L123 261V262L121 263ZM125 260H126V263H125ZM128 260H130V261H132V262H128ZM111 261H112V262H111ZM141 261H143V262H141ZM95 262H96V263H95ZM98 262H100V263H98ZM138 262H137V264H138ZM140 262H141V263H140ZM25 264H28V263H25ZM30 264H32V263H30ZM135 264H136V263H135ZM151 264H152V263H151Z\"/></svg>",
    "mask_w": 264,
    "mask_h": 264
}]
</instances>
